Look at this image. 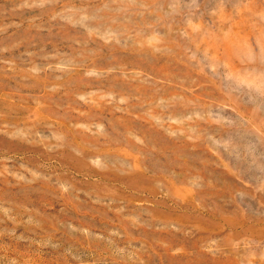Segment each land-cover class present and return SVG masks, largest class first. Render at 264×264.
<instances>
[{
	"label": "rangeland",
	"instance_id": "obj_1",
	"mask_svg": "<svg viewBox=\"0 0 264 264\" xmlns=\"http://www.w3.org/2000/svg\"><path fill=\"white\" fill-rule=\"evenodd\" d=\"M0 264H264V0H0Z\"/></svg>",
	"mask_w": 264,
	"mask_h": 264
}]
</instances>
